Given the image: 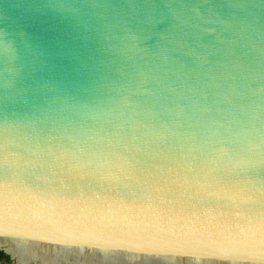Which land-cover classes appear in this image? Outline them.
<instances>
[{
	"label": "water",
	"instance_id": "obj_1",
	"mask_svg": "<svg viewBox=\"0 0 264 264\" xmlns=\"http://www.w3.org/2000/svg\"><path fill=\"white\" fill-rule=\"evenodd\" d=\"M0 264H264V0H0Z\"/></svg>",
	"mask_w": 264,
	"mask_h": 264
},
{
	"label": "trees",
	"instance_id": "obj_2",
	"mask_svg": "<svg viewBox=\"0 0 264 264\" xmlns=\"http://www.w3.org/2000/svg\"><path fill=\"white\" fill-rule=\"evenodd\" d=\"M5 257L6 256L2 252H0V259L5 258Z\"/></svg>",
	"mask_w": 264,
	"mask_h": 264
}]
</instances>
